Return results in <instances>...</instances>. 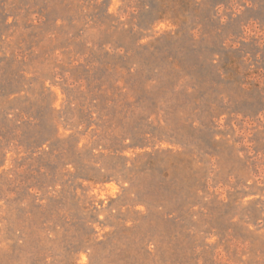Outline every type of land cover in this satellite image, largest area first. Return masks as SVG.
Returning a JSON list of instances; mask_svg holds the SVG:
<instances>
[{
    "label": "rangeland",
    "instance_id": "obj_1",
    "mask_svg": "<svg viewBox=\"0 0 264 264\" xmlns=\"http://www.w3.org/2000/svg\"><path fill=\"white\" fill-rule=\"evenodd\" d=\"M0 264H264V0H0Z\"/></svg>",
    "mask_w": 264,
    "mask_h": 264
},
{
    "label": "trees",
    "instance_id": "obj_2",
    "mask_svg": "<svg viewBox=\"0 0 264 264\" xmlns=\"http://www.w3.org/2000/svg\"><path fill=\"white\" fill-rule=\"evenodd\" d=\"M17 145L19 146V144H17ZM35 147L37 148V147H39V145H36ZM16 148H18V147H16ZM36 150L34 149L32 152L34 153V151H36Z\"/></svg>",
    "mask_w": 264,
    "mask_h": 264
}]
</instances>
